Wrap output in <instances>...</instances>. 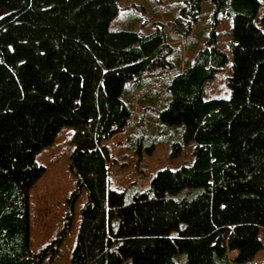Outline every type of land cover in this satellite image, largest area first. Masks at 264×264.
Instances as JSON below:
<instances>
[{"label":"trees","instance_id":"16d2710c","mask_svg":"<svg viewBox=\"0 0 264 264\" xmlns=\"http://www.w3.org/2000/svg\"><path fill=\"white\" fill-rule=\"evenodd\" d=\"M203 1L180 9L184 35ZM209 1L233 18L229 98H204L229 59L214 30L173 73L161 30L111 29L119 0H0V264H44L67 231L31 250L30 191L46 171L35 157L65 125L71 170L88 193L69 264H178V254L183 264H245L262 248L264 0ZM159 77L170 96L159 118L195 141L194 160L159 170L150 191L127 201L108 185L113 156L102 141L142 125L145 106L135 113L124 95ZM191 187L201 191L175 196Z\"/></svg>","mask_w":264,"mask_h":264},{"label":"rangeland","instance_id":"374dc122","mask_svg":"<svg viewBox=\"0 0 264 264\" xmlns=\"http://www.w3.org/2000/svg\"><path fill=\"white\" fill-rule=\"evenodd\" d=\"M186 0H119V12L111 22L112 30H132L147 36L161 30L173 48L170 61L173 73L180 71L196 53L206 45L212 31L217 38V46L227 53L229 59L216 72L215 77L205 85L204 98H229L230 89L226 83L232 75L233 55L232 16L215 11L212 1L201 4L198 20L190 34L184 35L187 17L180 13ZM143 97L142 100L139 98ZM170 99L166 82L156 78L135 83L124 95V101L137 113L143 105L142 125L124 133H117L104 139L113 156L108 173L110 188L123 191L129 201L135 193L148 192L153 177L159 170H175L194 160L195 141H184L180 125L163 122L159 112ZM73 128L65 125L58 131L52 144L36 154V162L46 166L43 176L30 191V247L33 252L52 243L59 233H66L57 250H50L44 264H69L75 245L82 210L88 202V193L82 183H78L71 170L74 144L71 142ZM179 146V147H178ZM78 194L72 199L75 190ZM201 188H186L176 193L177 197H193ZM72 209V220L66 226L65 220ZM262 248L253 259L245 264H264V228L260 229ZM236 255V251L232 256ZM178 264H183L184 255L176 256Z\"/></svg>","mask_w":264,"mask_h":264}]
</instances>
